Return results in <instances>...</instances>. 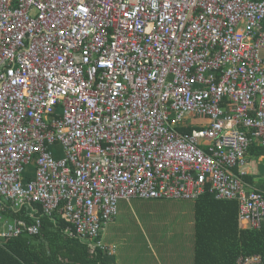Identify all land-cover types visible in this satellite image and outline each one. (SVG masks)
I'll list each match as a JSON object with an SVG mask.
<instances>
[{"label":"built area","instance_id":"obj_1","mask_svg":"<svg viewBox=\"0 0 264 264\" xmlns=\"http://www.w3.org/2000/svg\"><path fill=\"white\" fill-rule=\"evenodd\" d=\"M263 50L264 0H0V197L30 234L59 212L88 241L120 200L208 187L259 229L264 192L233 168L264 145Z\"/></svg>","mask_w":264,"mask_h":264},{"label":"trees","instance_id":"obj_2","mask_svg":"<svg viewBox=\"0 0 264 264\" xmlns=\"http://www.w3.org/2000/svg\"><path fill=\"white\" fill-rule=\"evenodd\" d=\"M261 145L259 147L263 149L264 145ZM256 154L259 155L258 152ZM32 176L33 167L29 166L25 178ZM0 199L3 200V220L13 222L19 229L18 235L0 241V264H114L105 260V256L111 253L110 249L114 251V248L101 240L100 233L118 215V205L116 215L101 227L98 237L81 241L63 233V227L69 222L59 212L52 216L40 215L39 231L30 234L28 228L34 223L33 216L28 214L30 207L13 211L10 201ZM185 202L193 205L194 212L193 264H237L238 257L249 255L259 256L261 264H264V223L259 229L241 225L236 200L218 199L207 187ZM39 214L40 211L37 212ZM98 241L104 248H112L101 249Z\"/></svg>","mask_w":264,"mask_h":264},{"label":"crops","instance_id":"obj_3","mask_svg":"<svg viewBox=\"0 0 264 264\" xmlns=\"http://www.w3.org/2000/svg\"><path fill=\"white\" fill-rule=\"evenodd\" d=\"M261 56L264 58V50L261 52ZM247 134L249 135L250 133ZM250 145L252 147L250 148L249 146L250 149L248 148L244 156V165L240 167H234L233 172L238 176H241L244 172L241 178L246 189L253 188L264 192V148L261 149L259 147V145H261L259 141L254 139L251 140ZM256 152H258L259 155H257ZM233 200L238 202L237 199ZM133 201H138V203L141 205V208H138V214H136L137 219H135L137 226L135 230V238L139 239V245L141 246V249L131 253L121 254L122 251H120V249H124L122 246L126 244L118 243L119 250L116 249L115 251V244L117 245V242L120 239L118 236L120 234L114 235V231L118 232V230L122 229L121 225H123V222L126 221L124 220V217L121 216V211L125 209V206L123 205L124 202L121 201L119 202L120 204L118 203V215L111 222L106 224L100 233L101 240L106 245H111L114 248V251H112L110 254L108 253L105 256V260L113 261L114 264H193V205L191 203L189 204L185 202V200ZM138 203H135V206L136 204L138 205ZM167 207H169L171 212L165 213L166 215L171 216V214H176V222L178 218H182V221L180 220L178 225L179 231L174 232V235H176V233H180L181 235L178 234L176 236V242L171 245L168 240V234H165L166 236L162 235L161 237L155 239V242V233L148 237L147 230L152 231L153 229L148 226V222L145 219L147 218V212L150 213L152 208L168 211ZM241 225H245V223L241 222ZM122 231L124 232V230ZM186 233L192 235V239L190 241L189 239H186ZM181 238L184 243L183 247H181L182 244L179 242ZM155 247H157L156 250ZM128 255H131L130 261H121L122 258Z\"/></svg>","mask_w":264,"mask_h":264},{"label":"rangeland","instance_id":"obj_4","mask_svg":"<svg viewBox=\"0 0 264 264\" xmlns=\"http://www.w3.org/2000/svg\"><path fill=\"white\" fill-rule=\"evenodd\" d=\"M191 120L193 123H200V119L191 118ZM51 151L57 157L61 156V147L58 144L52 146ZM140 202H144V201H140ZM135 203H138V201L131 200L129 202L123 203V205L125 206V209H123L121 211V216L124 217V220H126V221H124L123 225H121L122 229L118 230V232L114 231V235L120 234L118 236V237H120V239L117 242V245L115 244V247H116L115 251H116V249L119 250L118 243H125L126 244V245L122 246V248H124V249H120V251H122L121 254L131 253V252H134V251L141 249V246L139 245V239L135 238L136 237L135 230L137 227L135 219H137L136 214H138V208L139 207L141 208V205L138 203V205L136 204V206H135ZM167 210L168 211L157 209V208H152L150 213L147 212V218H145V219L148 222L147 223L148 226L153 229L152 231L147 230L148 237L151 236V234L155 233V236H154V242H155V239L161 237L162 235L166 236L168 234V236H169L168 240H169V243L171 245V244H174L176 242L175 241L176 236L178 234L181 235L180 233H176V235H174V232L179 231L178 225H179V221L180 220L182 221V218H178V220L176 222L175 218L177 215L171 214V216H168L165 213H169V212H171V210L169 209V207H167ZM181 225H182V222H181ZM122 230H124V232ZM185 235H186V239H189V241L192 239V235H190L189 233H186ZM179 242L182 244L181 247H183L184 243H183L182 238L180 239ZM156 249H157V247H155V250ZM130 259H131V255H128V256L122 258L121 261L127 262V261H130Z\"/></svg>","mask_w":264,"mask_h":264}]
</instances>
